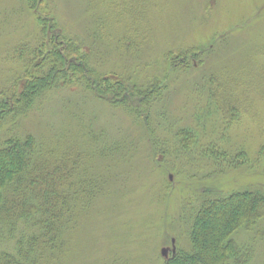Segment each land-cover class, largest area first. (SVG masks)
Returning <instances> with one entry per match:
<instances>
[{"label":"rangeland","instance_id":"obj_1","mask_svg":"<svg viewBox=\"0 0 264 264\" xmlns=\"http://www.w3.org/2000/svg\"><path fill=\"white\" fill-rule=\"evenodd\" d=\"M28 1L0 0V89L23 74L16 49L37 46L52 21L107 80L102 98L83 77L56 86L0 127V143L32 133L48 156L82 150L104 176L53 264H163L172 239L189 248L202 197L264 193V0ZM142 86L157 98L146 104ZM19 223H0V251L29 232ZM236 237L264 264V219Z\"/></svg>","mask_w":264,"mask_h":264},{"label":"trees","instance_id":"obj_2","mask_svg":"<svg viewBox=\"0 0 264 264\" xmlns=\"http://www.w3.org/2000/svg\"><path fill=\"white\" fill-rule=\"evenodd\" d=\"M42 1L28 3L39 11L43 10L38 8ZM37 16L46 26L44 16ZM46 36L33 49L27 44L16 49L23 74L16 75L9 89H0V127L7 116L25 114L47 91L82 77L102 98V81L107 80L89 66L85 48L63 36L53 21L51 35ZM114 84L108 81L103 90L114 91L118 83ZM137 90L135 94L145 95L146 104L159 94L148 86ZM47 150L32 133L7 135L0 143V223L14 227L23 222L29 228L26 235L16 239L13 252L0 251V264H53L56 253L62 254L61 233L76 225L77 213L90 207L105 186L102 174L94 176L87 169L91 159L86 152L69 150L52 157ZM115 151L114 147L103 148L102 158L111 157ZM210 194L192 208L189 248L176 244L174 255L163 258V264H256L252 245L236 236L254 230L264 219V193L244 190Z\"/></svg>","mask_w":264,"mask_h":264},{"label":"water","instance_id":"obj_3","mask_svg":"<svg viewBox=\"0 0 264 264\" xmlns=\"http://www.w3.org/2000/svg\"><path fill=\"white\" fill-rule=\"evenodd\" d=\"M168 251H169V248L168 247H163V248H161L160 253H161V255L164 258H167ZM174 252H175V246H174V240L172 239V243H171V254L174 255Z\"/></svg>","mask_w":264,"mask_h":264}]
</instances>
